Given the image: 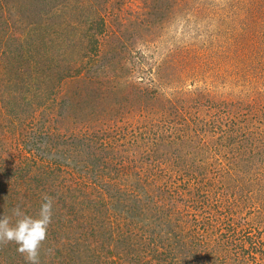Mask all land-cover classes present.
<instances>
[{
  "label": "rangeland",
  "instance_id": "374dc122",
  "mask_svg": "<svg viewBox=\"0 0 264 264\" xmlns=\"http://www.w3.org/2000/svg\"><path fill=\"white\" fill-rule=\"evenodd\" d=\"M45 193L42 264H264V0H0V215Z\"/></svg>",
  "mask_w": 264,
  "mask_h": 264
},
{
  "label": "clouds",
  "instance_id": "9594fccd",
  "mask_svg": "<svg viewBox=\"0 0 264 264\" xmlns=\"http://www.w3.org/2000/svg\"><path fill=\"white\" fill-rule=\"evenodd\" d=\"M38 215L27 214L21 206L11 209V215H0V247L16 245V251L24 257L25 264H42L49 226L54 216V197L43 194Z\"/></svg>",
  "mask_w": 264,
  "mask_h": 264
},
{
  "label": "trees",
  "instance_id": "16d2710c",
  "mask_svg": "<svg viewBox=\"0 0 264 264\" xmlns=\"http://www.w3.org/2000/svg\"><path fill=\"white\" fill-rule=\"evenodd\" d=\"M87 165V163L85 164ZM105 166V165H104ZM92 169V168H91ZM108 170V169H107ZM107 170H105L103 167L101 169H99V171L97 170V174L96 177L101 178L104 174V172H106Z\"/></svg>",
  "mask_w": 264,
  "mask_h": 264
}]
</instances>
